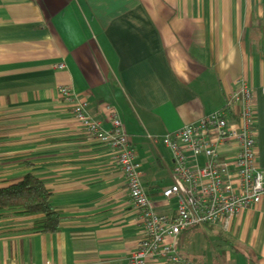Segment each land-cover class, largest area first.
Instances as JSON below:
<instances>
[{"label":"crops","instance_id":"obj_1","mask_svg":"<svg viewBox=\"0 0 264 264\" xmlns=\"http://www.w3.org/2000/svg\"><path fill=\"white\" fill-rule=\"evenodd\" d=\"M242 85L253 93L264 168V0H0V189L32 174L60 215L53 234L31 232L42 217L0 219V264H127L140 244L115 154L88 136L74 107L104 131L102 106L115 109L151 209L171 216L161 194L174 160L162 140L219 112ZM63 87L74 99L59 98ZM237 153L236 144L216 149L230 165ZM207 230L226 248L208 257L191 233L178 253L195 264H264V200L227 234Z\"/></svg>","mask_w":264,"mask_h":264},{"label":"built area","instance_id":"obj_2","mask_svg":"<svg viewBox=\"0 0 264 264\" xmlns=\"http://www.w3.org/2000/svg\"><path fill=\"white\" fill-rule=\"evenodd\" d=\"M63 69V66H58ZM59 98L74 99L68 87L60 88ZM110 131L84 114L83 106L74 107L72 115L98 145L115 154L116 166L124 179L127 196L139 213L142 239L129 255L127 264H195L182 257L177 250L180 235L191 229L218 227L227 234L234 218L259 206L264 200V168L257 164L256 118L252 90L242 85L238 92L227 96L219 112L162 140L172 152L171 186L161 196L172 202L171 216L154 213L140 183V165L115 109L102 106ZM236 144L238 153L232 165L221 161L216 149ZM203 156L201 168L189 167L188 156Z\"/></svg>","mask_w":264,"mask_h":264},{"label":"trees","instance_id":"obj_3","mask_svg":"<svg viewBox=\"0 0 264 264\" xmlns=\"http://www.w3.org/2000/svg\"><path fill=\"white\" fill-rule=\"evenodd\" d=\"M51 196V191L44 183L32 174H26L19 182L0 189V219L5 216L42 217L32 225L31 232L53 234L58 230L60 215L51 205ZM196 230L191 228L183 232L179 239L185 238ZM219 236L222 235L219 234ZM221 239L226 240L224 237ZM226 242L232 244L229 239ZM249 261L251 264L256 263L251 256Z\"/></svg>","mask_w":264,"mask_h":264},{"label":"rangeland","instance_id":"obj_4","mask_svg":"<svg viewBox=\"0 0 264 264\" xmlns=\"http://www.w3.org/2000/svg\"><path fill=\"white\" fill-rule=\"evenodd\" d=\"M203 229L206 230L205 234L202 233ZM202 231H199L197 233H192L190 236L193 237L194 241L199 242L206 248H208V257L212 255V250H217V244H221L223 248H226L225 244L219 243L217 240L213 239V234L210 231L207 230L206 227H204Z\"/></svg>","mask_w":264,"mask_h":264}]
</instances>
